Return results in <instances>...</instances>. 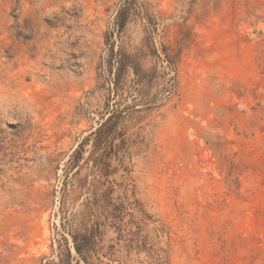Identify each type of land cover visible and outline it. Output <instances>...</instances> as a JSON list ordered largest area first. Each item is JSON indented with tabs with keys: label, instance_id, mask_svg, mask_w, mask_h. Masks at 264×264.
<instances>
[{
	"label": "rangeland",
	"instance_id": "374dc122",
	"mask_svg": "<svg viewBox=\"0 0 264 264\" xmlns=\"http://www.w3.org/2000/svg\"><path fill=\"white\" fill-rule=\"evenodd\" d=\"M160 263L264 264V0H0V264Z\"/></svg>",
	"mask_w": 264,
	"mask_h": 264
},
{
	"label": "trees",
	"instance_id": "16d2710c",
	"mask_svg": "<svg viewBox=\"0 0 264 264\" xmlns=\"http://www.w3.org/2000/svg\"><path fill=\"white\" fill-rule=\"evenodd\" d=\"M116 158H118L117 157V155L116 154H113ZM117 160H119L120 161V159H117ZM120 165H121V163H120ZM122 166V165H121ZM103 172H107V167H106V165H105V167H104V169H103ZM78 251V250H77ZM79 252V251H78ZM160 264H162V263H160Z\"/></svg>",
	"mask_w": 264,
	"mask_h": 264
}]
</instances>
